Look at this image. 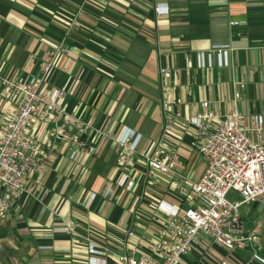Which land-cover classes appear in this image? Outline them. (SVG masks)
<instances>
[{"label": "crops", "instance_id": "1", "mask_svg": "<svg viewBox=\"0 0 264 264\" xmlns=\"http://www.w3.org/2000/svg\"><path fill=\"white\" fill-rule=\"evenodd\" d=\"M161 7L167 13H159ZM62 43L69 53L56 59L46 87L65 91L66 113L90 126L83 136L90 148L54 138L50 124L32 130L38 143L54 149L38 176L43 187L36 190L31 180L30 194L11 200L0 227V264H90V243L108 249L102 259L109 264L124 254L142 256L166 224L159 204L185 207L184 198L206 162L196 131L179 132L174 126L175 134H182L180 177L162 175L156 184L163 194H156L149 186L161 174L148 178L142 160L119 167L116 139L131 129L143 136L145 148L164 123L176 122V113L192 118L204 111V102L222 115L239 109L249 126L255 115L264 116V0H0L1 77L39 75L48 53ZM214 46L233 49L230 67L198 70L197 53ZM162 67L181 72L164 84ZM236 90L243 99L235 104ZM165 95L177 102L171 113L162 108ZM18 98L0 88V126ZM198 164L200 174L193 178ZM124 175L134 181L132 191L120 186ZM257 207L242 208L248 232L258 223L264 232V220L251 221ZM64 226H76L78 234L57 231ZM252 255L251 247L229 250L202 237L182 264H262Z\"/></svg>", "mask_w": 264, "mask_h": 264}, {"label": "built area", "instance_id": "2", "mask_svg": "<svg viewBox=\"0 0 264 264\" xmlns=\"http://www.w3.org/2000/svg\"><path fill=\"white\" fill-rule=\"evenodd\" d=\"M167 11L166 7L158 8L159 13ZM74 20L70 29L77 24ZM232 50L230 46H214L200 51L196 55L195 66L198 70L230 67ZM64 53H69V50L62 43L48 53L39 75L29 79L13 80L0 76V88L10 90L19 97L15 111L0 126V227L10 211L12 198L30 194L27 188L29 181L34 180L36 190L43 187L38 176L43 172L49 150L54 146L48 144L49 149H45L38 143L32 134L34 128L50 124L54 138L78 149L90 148L89 141L83 138L90 126L83 121L72 120L66 113L63 107L65 91L46 87L56 59ZM180 72V69L162 67V82L165 84ZM238 84L245 88L243 81ZM242 99L241 91L236 90L233 102L236 104ZM176 104V100L169 95L162 99V108L166 113H171ZM202 106L204 111L189 119H184L181 112L176 113V122L168 120L164 123L158 138L149 141L145 148H142L143 136L131 129H125L116 139L117 165L122 169L135 160H142L148 167V178L156 173L176 178L180 177L178 161L182 134L176 135L174 126L179 132L194 130L206 170L198 182L191 184L190 192L184 198L185 207H175L166 202L159 204L160 211L166 215V224L157 241L147 247L146 253L140 257L120 255L114 264H182L184 257L202 237L229 250L251 247L253 259L264 264L263 226L258 223L255 230L246 231L242 215L243 207L256 203L264 205V116L255 115L249 126L243 112L237 108L222 115L210 111L209 102H204ZM61 116L62 122L59 121ZM76 155L77 152H73L71 159L74 160ZM129 178V175H124L120 186L132 191L135 183ZM183 185L180 183L177 186L181 194L185 192ZM231 191L236 192L238 199L228 198ZM57 231L78 234L76 226L60 227ZM129 236L134 237L135 233L130 231ZM107 252V248L98 249L90 243L89 263L109 264L102 259Z\"/></svg>", "mask_w": 264, "mask_h": 264}, {"label": "rangeland", "instance_id": "3", "mask_svg": "<svg viewBox=\"0 0 264 264\" xmlns=\"http://www.w3.org/2000/svg\"><path fill=\"white\" fill-rule=\"evenodd\" d=\"M200 164H198V167L196 168L195 170V173L193 174V178H196L200 173ZM162 175H157L155 177V181L152 182V184H150V189L151 191H153L154 193L156 194H163L162 191H160V189H157V182L162 180L163 178L161 177ZM164 177V176H163ZM228 198L231 200L233 199H238L237 197V194L236 192L234 191H231L229 194H228ZM253 206V205H252ZM252 206H249V208H251ZM256 210V215L253 217V219L251 221H255V220H264V205L263 204H259L258 207L255 209Z\"/></svg>", "mask_w": 264, "mask_h": 264}, {"label": "water", "instance_id": "4", "mask_svg": "<svg viewBox=\"0 0 264 264\" xmlns=\"http://www.w3.org/2000/svg\"><path fill=\"white\" fill-rule=\"evenodd\" d=\"M257 205V203L255 204V206Z\"/></svg>", "mask_w": 264, "mask_h": 264}]
</instances>
